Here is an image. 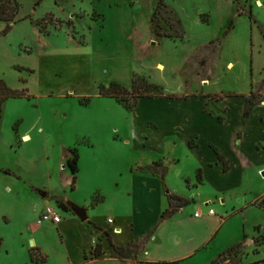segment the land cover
Masks as SVG:
<instances>
[{
    "label": "rangeland",
    "instance_id": "374dc122",
    "mask_svg": "<svg viewBox=\"0 0 264 264\" xmlns=\"http://www.w3.org/2000/svg\"><path fill=\"white\" fill-rule=\"evenodd\" d=\"M17 1L20 10L12 29L6 32V23L0 21V78L12 88H27L32 97L6 101L0 123V165L20 171L26 179L52 180L50 185L56 187V181L62 180L63 151L71 147L81 152L78 179L85 180L84 191L99 185L94 180H127L131 160L133 164L159 158L170 162L167 148L152 144L138 152L134 142L127 144L116 135L114 128L125 120L127 109L117 99L101 95L99 88L109 86L112 77L124 78L131 68L137 71L134 79L144 77L179 97L196 89L213 94L254 90L264 96V0H165L160 6V0ZM133 25L135 56L130 58L127 34ZM180 33L183 38L167 36ZM18 128L22 133L30 131L34 140L19 147ZM174 148L173 155L182 164L170 180H185L182 175L194 171L195 161L181 141ZM52 168L56 175L50 179ZM69 169L64 171L67 176ZM262 176L246 171L242 190L231 193L227 200L231 211L233 206L244 207L234 214L219 241L240 244L210 264H264V196L257 200L264 192ZM11 177L5 173L3 179ZM57 202L66 209L63 200ZM213 205L217 210L221 204ZM194 206L189 204L186 213ZM109 233L105 253L121 264H146L138 261L141 252L136 258L121 259L112 246L119 245L113 239L117 235ZM30 235L26 233L23 241ZM58 239L57 230L42 236L49 259L39 264H67V247L58 245ZM16 242V249L0 264H35L27 247ZM32 252L39 254L34 248Z\"/></svg>",
    "mask_w": 264,
    "mask_h": 264
},
{
    "label": "crops",
    "instance_id": "0c3cea01",
    "mask_svg": "<svg viewBox=\"0 0 264 264\" xmlns=\"http://www.w3.org/2000/svg\"><path fill=\"white\" fill-rule=\"evenodd\" d=\"M179 18L183 25L180 15ZM133 35L134 25L127 34L132 50L130 58L135 56ZM169 38L177 39L175 36ZM203 44L201 46L209 47V44ZM158 64H163L166 69L164 63ZM136 72L131 68L124 78L112 77L108 83L116 81L130 88ZM253 91L235 92L239 95L217 101L210 98L212 91L196 89L179 98L142 97L132 111L123 105L127 114L125 120L115 126L116 135L127 140V144L134 142L138 152H145L152 144L167 148L171 159L169 163L159 158L146 164L143 160L133 164L131 160L127 180H94L99 181V185L90 186L84 191L85 180L78 179L82 169L78 148L79 171L75 184L72 172L69 176L64 172L69 168L66 162L72 156L74 147L63 151L60 161L62 180L56 181V187L55 184L54 187L50 185L52 180L26 179L20 171L0 165V259L10 256L11 250L17 247L18 239L27 247L32 263H42L32 260L33 248L46 256L48 261V248L42 236L57 230L60 237L58 245L67 247V264H95L107 260L121 264L116 256L105 253L108 240L101 241L103 233L114 227L120 233L113 239L122 246L140 242L151 235L139 255L140 262L210 264L226 250L240 244L219 241L234 214L244 207L240 205L236 209L237 206H233L235 211H231L227 205L231 193L242 190L246 171L253 174L258 171L264 178V99L255 105L248 119L245 117L244 95ZM5 106L6 102L4 109ZM207 106L211 109H207ZM2 120L3 116L0 123ZM15 138V144L19 147L34 140L30 131L22 133L19 128ZM179 141L187 146L188 156L195 161V169L189 175H182L185 180H170L172 172H177L182 164V160L173 155L176 153L174 146ZM161 159L170 168L164 179L138 170ZM225 160L229 165L228 170L225 169ZM200 168L203 170L202 182L198 181L197 176ZM5 173L13 177L3 179ZM54 175L52 168L49 178L52 179ZM169 193L185 196L192 200L191 205L196 203V206L186 213L187 205L161 221L163 212L169 207ZM97 194L102 200L95 205L93 199ZM263 196L264 192L260 193L257 200ZM58 199L67 205L73 201L85 207L89 219L82 221L69 205L63 209ZM216 201L221 204L218 211L213 207ZM48 206L55 207L61 213V222L38 223ZM212 209L215 210L214 214L210 213ZM198 211L202 213L199 217L195 216ZM110 218L114 219V223L108 222ZM26 233L31 235L23 241ZM97 244H101L104 250L100 256L92 253Z\"/></svg>",
    "mask_w": 264,
    "mask_h": 264
},
{
    "label": "trees",
    "instance_id": "16d2710c",
    "mask_svg": "<svg viewBox=\"0 0 264 264\" xmlns=\"http://www.w3.org/2000/svg\"><path fill=\"white\" fill-rule=\"evenodd\" d=\"M165 0H160L159 5H163ZM20 10V3L17 0H0V21L6 23V32H9L12 29L13 22L16 21L17 16ZM233 23V21H232ZM168 37H174L171 34L167 35ZM176 38H183L184 33H180L175 35ZM100 94L104 96H109L112 98L117 99L119 102L123 103V105L128 110H133L139 102V99L142 97H150V98H179L174 94H167L164 90L162 85H159L154 82H150L144 77L138 76L134 79L133 85L131 88H127L119 82H111L109 86L101 85ZM239 95L236 93H222V94H211L210 98L213 100L220 101L228 96ZM246 98L245 104V117L248 119L250 114L259 102L264 99V96H259V94L255 93L254 91L251 92L249 95H244ZM12 97H28L31 98L32 95L30 94L27 88L24 89H15L8 85V83L3 79L0 78V119L3 116L4 112V105L5 102ZM72 156L67 159V165L70 168L73 174V184H75L77 180V173L79 171V151L77 148L71 150ZM222 159H225L222 154H220ZM225 169H229V165L227 160H225ZM139 171L150 173L161 177L162 179L165 178L166 174L168 173V167L165 165L164 161L161 159L159 161L154 162L153 164H148L138 168ZM198 181L202 182L203 178V170L200 168L197 173ZM169 207L163 212L162 220H166L172 217L178 210L181 208L189 205L192 203V200L189 198L175 194L169 193ZM102 200L101 196L97 194L93 199V204H97ZM63 206L67 209L68 205L63 204ZM114 227H112L109 232L112 234H119L114 232ZM109 232H104L102 235L104 239L108 240L111 238ZM151 237V235L147 236L140 242H131L129 243L128 247L117 245L112 243L115 253L121 259L125 258H136L139 252H142L145 248L146 242ZM234 248V247H232ZM94 256H100L104 253L103 247L101 244H97V246L92 251ZM32 260L36 262H45L47 261V257L44 255H40L37 253L32 252ZM145 263V262H142ZM149 264V263H146Z\"/></svg>",
    "mask_w": 264,
    "mask_h": 264
},
{
    "label": "built area",
    "instance_id": "2783aa9c",
    "mask_svg": "<svg viewBox=\"0 0 264 264\" xmlns=\"http://www.w3.org/2000/svg\"><path fill=\"white\" fill-rule=\"evenodd\" d=\"M211 214L215 213V210L212 209L210 211ZM201 211L196 212L195 216L199 217L201 216ZM62 220V216L61 213H59V211L56 210L55 207L53 206H48L46 207V209L43 211V213L41 214L40 218L38 219V223L39 224H43L44 222H55V223H59ZM109 223H114V219L110 218L108 220ZM115 233L119 232L116 228L113 229Z\"/></svg>",
    "mask_w": 264,
    "mask_h": 264
},
{
    "label": "water",
    "instance_id": "95a60500",
    "mask_svg": "<svg viewBox=\"0 0 264 264\" xmlns=\"http://www.w3.org/2000/svg\"><path fill=\"white\" fill-rule=\"evenodd\" d=\"M68 205L70 209L82 220L87 221L89 219L87 209L73 201H69Z\"/></svg>",
    "mask_w": 264,
    "mask_h": 264
},
{
    "label": "bare ground",
    "instance_id": "6f19581e",
    "mask_svg": "<svg viewBox=\"0 0 264 264\" xmlns=\"http://www.w3.org/2000/svg\"><path fill=\"white\" fill-rule=\"evenodd\" d=\"M118 233V232H117Z\"/></svg>",
    "mask_w": 264,
    "mask_h": 264
}]
</instances>
